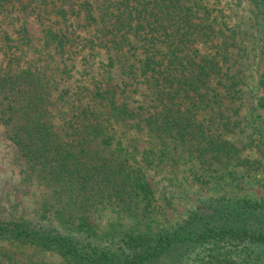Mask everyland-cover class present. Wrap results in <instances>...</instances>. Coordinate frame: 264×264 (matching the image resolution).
Segmentation results:
<instances>
[{
	"label": "trees",
	"instance_id": "trees-1",
	"mask_svg": "<svg viewBox=\"0 0 264 264\" xmlns=\"http://www.w3.org/2000/svg\"><path fill=\"white\" fill-rule=\"evenodd\" d=\"M245 1L257 32L258 106L264 109V0ZM24 11L44 22L42 37L47 47H91L131 53L130 57L141 54L137 64L125 60V74L132 81L141 79L154 98L146 106L128 109L126 103H119L116 86L96 87L89 91L88 107H84L89 111L80 110V126L65 139L57 134L54 120L59 116L52 112L44 76L18 68L14 51L6 55L0 72V126L8 127L7 138L29 176L41 177L51 186L44 210L77 225L72 235L39 222L0 220V243L53 252L63 264H237L236 257L264 264V204L249 199L210 200L175 227L129 235L113 246L101 247L88 240L92 209L106 206L132 213L144 203V217L152 201L149 186L122 162L89 150L92 141L109 140L106 130L111 122H133L135 128L141 123L169 142L194 137L195 152L209 154L219 167L232 157L222 134L206 119L221 112L222 96L213 82L222 86L225 79L228 82V69L217 57L220 51L199 55L195 48L205 38L212 40L201 19L206 7L196 0H0V28L3 21L16 19ZM49 13L68 22V29L45 24ZM10 39L0 29V41ZM223 44L213 46L224 50ZM97 107L103 112L90 111ZM140 111L146 116L142 118ZM207 166L205 172L213 171L212 165ZM200 251L202 256L195 259Z\"/></svg>",
	"mask_w": 264,
	"mask_h": 264
},
{
	"label": "rangeland",
	"instance_id": "rangeland-1",
	"mask_svg": "<svg viewBox=\"0 0 264 264\" xmlns=\"http://www.w3.org/2000/svg\"><path fill=\"white\" fill-rule=\"evenodd\" d=\"M196 1L207 9L201 19L209 28L212 40L205 38L195 48L199 55L215 54V50H219L217 57L228 69V82L225 79L222 86L215 80L212 84L220 89L221 112L210 113L206 119L222 134V140L230 146L233 155L221 161L223 165L219 167L215 160H210L209 154L195 152L198 143L194 137L183 142H169L147 131L141 123L135 128L133 122H111L106 130L109 140L96 139L89 150L122 162L149 186L152 201L144 217L141 216L145 214L144 211L141 214L144 203L133 208L132 213L106 206L92 209L88 213L92 232L88 240L98 246L109 247L129 235L156 234L175 227L193 211L219 197L264 204V109L258 106L261 96L259 44L249 3L245 0ZM45 16V24L63 31L68 29V22H63L55 13ZM14 18L1 23V31L11 39L7 43L0 41V72L7 63L6 55L14 51L18 68L31 69L44 76L52 112L59 116L54 120L59 136L67 139L74 127L80 126L83 116L79 112L81 109L89 111L84 107H88L89 91L96 87L116 86L119 103H126L128 109L146 106L153 100L154 96L140 83L141 79L132 81L125 74V60L129 58V64H137L143 57L141 54L130 57L131 53L116 54L91 47L63 50L47 47L42 37L44 22L36 14L24 11ZM15 39L19 40L17 49L14 48ZM221 41L225 42L221 46L224 50L213 46ZM6 44L13 49L9 51ZM90 111L99 113L103 108ZM139 113L142 118L146 116L145 112ZM7 132L8 127L0 126V220L39 222L74 235L77 222L71 225L70 220H66L68 217L44 210L43 203L50 198L52 188L41 177L29 176ZM207 164L212 165L213 171L203 170L208 168ZM200 252L195 259L204 251ZM235 259L237 264H249L240 257ZM8 262L63 264L53 252L0 243V263Z\"/></svg>",
	"mask_w": 264,
	"mask_h": 264
}]
</instances>
